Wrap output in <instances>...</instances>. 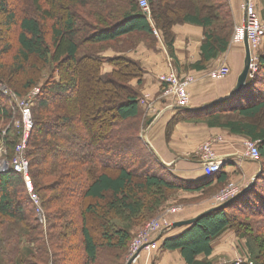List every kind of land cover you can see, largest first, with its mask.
<instances>
[{"label":"trees","instance_id":"16d2710c","mask_svg":"<svg viewBox=\"0 0 264 264\" xmlns=\"http://www.w3.org/2000/svg\"><path fill=\"white\" fill-rule=\"evenodd\" d=\"M6 1L0 0V25L13 30L14 41L0 51L10 54L9 62L0 59V82L18 98L42 82L25 156L45 223L23 176L11 167L0 172V264H126L134 230L174 199L185 207L227 184L223 167L212 179L184 181L145 145L139 89L145 70L128 53L141 43L153 50L156 29L173 57V28L190 24L203 30L193 68H204L230 45L229 1L148 0L152 23L138 0H14L12 8ZM255 55L257 71L238 94L205 109L175 107L178 116L168 125V134L183 120L254 142L259 156L251 162L261 165L249 190L176 228L183 229L176 237H167L171 228L156 239L154 250L179 251L185 264H218L212 246L225 232L246 239L241 264H264V230L239 219L264 215V38ZM161 89L159 83V95ZM17 120V105L0 92V146L9 164L23 136Z\"/></svg>","mask_w":264,"mask_h":264},{"label":"crops","instance_id":"0c3cea01","mask_svg":"<svg viewBox=\"0 0 264 264\" xmlns=\"http://www.w3.org/2000/svg\"><path fill=\"white\" fill-rule=\"evenodd\" d=\"M228 1L235 25H237L243 18V12L240 8L241 0ZM254 5L257 15L264 19V0H254ZM148 20L151 22L150 18ZM173 34V57H170L159 34L155 36L158 41L153 50L146 48L141 43L134 51L128 53L130 57L140 61L144 67L145 74L139 86L141 99L147 97L148 104L154 110V113L150 114L145 106L140 105L146 108L148 117L144 128L141 129V137L145 140L148 138L158 154L156 157L167 170L178 178L189 182L204 177L199 161V148L205 142L216 140L217 142L213 144V150L217 156L223 157L225 160L222 172L225 174L226 183L246 184L261 171L260 164H255L241 157L245 151V143L249 140L228 135L220 129L209 128L203 123L183 120L175 123L168 134L169 123L178 115L175 107H168L169 102L160 98L158 82V76L168 72L170 67L174 68L180 77L194 76L196 81L188 89L190 95L188 108L190 110L205 109L214 102L227 99L233 93L237 78L243 69L244 45L230 44L226 52L208 62L204 68L194 69L193 65L200 61V46L203 40L202 28L190 24L177 25L173 28ZM262 42L263 39L260 45ZM221 64L228 66L229 75L218 81L210 79L207 76L208 73ZM164 101L167 103L164 104ZM215 206L212 197H210L183 207L180 213L172 215L170 218L174 222L189 220ZM182 231V228L172 230L167 233V237L174 238ZM229 233L225 232L214 242L212 257H220V254L227 251V247L223 243H232L234 240ZM163 241V238L160 239L159 245ZM197 259L201 261L204 256H199ZM133 264H185V262L179 251L159 248L158 250H142Z\"/></svg>","mask_w":264,"mask_h":264},{"label":"built area","instance_id":"2783aa9c","mask_svg":"<svg viewBox=\"0 0 264 264\" xmlns=\"http://www.w3.org/2000/svg\"><path fill=\"white\" fill-rule=\"evenodd\" d=\"M138 5L141 11L149 19L150 7L148 0H138ZM240 8L243 12V18L239 24L235 25L230 44H243L244 38H247L251 50L249 73L251 74V76H253L257 71V56L255 55L254 50L259 47L261 40L264 38V22L260 21L257 15L254 0H241ZM153 34L155 36H158V32L156 29H153ZM229 73L230 70L228 66L225 64H221L215 69H212L207 76L212 80L218 81L226 78ZM158 81L160 83V86H162L160 98L169 101L168 107L188 108L190 106V95L188 89L190 85H192L196 81V78L194 76L187 75L184 77H180L178 76L174 68L170 67L168 72L158 76ZM38 93L39 89L36 88L31 92V95L35 97L38 95ZM14 99L17 107L20 110V121L23 136L20 143L16 147V156L8 166L11 167L16 173H19L23 176L25 186L29 194L31 195L32 201L34 202L36 207L39 208V198L33 193V185L28 173L29 165L25 156L27 139L32 129L31 100L29 98ZM147 101V97L142 98L140 100V105L145 106L147 110H149L150 114H153L154 110L151 109V106ZM216 142V140L205 142L199 148V161L203 176L206 179L214 178L225 163L224 158L217 156L213 150V144ZM3 155H5V150L2 146H0V156ZM258 156L259 154L256 143L247 141L245 143V151L241 155V157L246 160L257 161ZM0 167H2V169H5V161H2ZM7 170L8 169H6V171ZM252 181H254V179L246 184L228 182L226 186H224L218 192L216 197H214L215 205L218 206L224 204L234 199L242 191L249 190L251 185L253 184ZM181 211L182 207L167 209L159 217L148 222L130 242L128 250V260L139 251L141 252L142 250L154 249L156 245V239L172 228L174 221L170 219V216L177 215ZM38 212L40 214L39 209ZM241 263L242 261L240 260L235 261V264Z\"/></svg>","mask_w":264,"mask_h":264},{"label":"rangeland","instance_id":"374dc122","mask_svg":"<svg viewBox=\"0 0 264 264\" xmlns=\"http://www.w3.org/2000/svg\"><path fill=\"white\" fill-rule=\"evenodd\" d=\"M14 0H7L6 1V3H7V7H9V8H12V5H13V2ZM256 9V8H255ZM259 16V18L261 19V17H260V15H258ZM2 19V15L0 14V20ZM262 20V22H264V19H261ZM0 32L2 33V35L0 36V51H1V49H2V47H4L5 46V44H7L9 41H11V42H13L14 41V37H13V30H8V31H6L1 25H0ZM257 50V49H256ZM256 50H254V51H256ZM0 59H2V61H4V62H9L10 61V54H3V55H1L0 56ZM105 65V67H107V63H105L104 64ZM71 67V66H70ZM106 69H104V71H105ZM13 79H18V76L17 77H14ZM41 85H42V82L38 85V86H36V87H34L28 94H26L25 96H23V98H29L30 100H31V108H32V106H33V100H34V98L36 97H34V96H32L31 95V92L34 90V89H36V88H38L39 89V92H40V87H41ZM0 92L3 94V95H5L6 97H9L10 98V100L12 101V102H14L15 104H16V102H15V99L14 98H17V99H19L16 95H14V93L12 92V91H10L3 83H1L0 82ZM21 99V98H20ZM168 101V100H167ZM169 102V101H168ZM17 105V104H16ZM19 109V108H18ZM20 111V110H19ZM31 118H32V111H31ZM20 120H21V117H20ZM15 121L14 122V128L17 130V129H21L22 130V126H21V121ZM32 126H33V121H32ZM143 139V138H142ZM143 142L145 143V145H147L148 147H149V149L154 153V155L155 156H158V154L156 153V151H155V149L152 147V145L150 144V142H149V140H148V138H146V140L145 139H143ZM247 142V141H246ZM5 150V149H4ZM5 155H6V150H5ZM5 155H3V156H0V164H2V161H5V169L3 168L2 169V167H0V172H5L6 171V169H8L9 168V163L7 162V160H6V158H5ZM16 156V152H15V155H14V157ZM14 159V158H13ZM13 161V160H12ZM6 163H7V165H6ZM4 170V171H3ZM30 177V176H29ZM31 179V178H30ZM252 180V179H251ZM251 180H249L248 181V183L251 181ZM32 181V180H31ZM254 181H252V183H253ZM262 185H264V184H262ZM222 188H220V189H217L216 190V192L214 193V195L212 196V201L214 202V197H216V195L218 194V192L221 190ZM260 190H263V188H261ZM39 198V197H38ZM175 200H177V199H174V200H172V202H170L169 204H170V206L169 207H167L162 213H160V214H158L157 216H155L153 219H156L157 217H159L161 214H163L167 209H171V208H174V207H184L183 206V204L182 203H179V202H177V201H175ZM39 203H40V199H39ZM215 204V203H214ZM40 205V204H39ZM39 211H40V214H39V212H38V214H37V219H38V221L39 222H41V223H45V216H44V213H43V211L40 209V207H39ZM235 214H236V212H234ZM233 214V213H232ZM231 214V215H232ZM261 217H247L246 215L245 216H239V219H240V221H241V223H243V226L244 227H247V223H248V221L250 220V224L254 227V229H258V232L259 231H261V230H264V224H263V220L261 219V218H263L264 217V215H260ZM153 219H151V220H153ZM171 219V218H170ZM150 220V221H151ZM149 221V222H150ZM148 223V222H147ZM146 223V224H147ZM145 224V225H146ZM144 225V226H145ZM255 225V226H254ZM143 226V227H144ZM142 227V228H143ZM142 228H139V229H136V230H134L133 231V234H132V238H131V241H132V239L136 236V234L142 229ZM230 235H232L231 236V238H233L234 240H233V242L232 243H223L226 247H227V251L225 252V253H222V254H220V257L219 256H217L215 259H214V261L216 262V263H218V264H225V263H229L230 261H237V260H240V261H243L244 260V257L246 256L247 257V254H249V251H248V249H247V247H246V239H242V238H240V237H238V236H236L235 235V233L234 232H230L229 233ZM228 237H230V236H228ZM261 239L263 240V237L261 236ZM238 240V241H237ZM237 241V242H236ZM251 243V242H250ZM129 250V249H128ZM219 257V258H218ZM127 260H128V253H127V255H126V259H125V261L127 262ZM125 262V263H126Z\"/></svg>","mask_w":264,"mask_h":264},{"label":"water","instance_id":"95a60500","mask_svg":"<svg viewBox=\"0 0 264 264\" xmlns=\"http://www.w3.org/2000/svg\"><path fill=\"white\" fill-rule=\"evenodd\" d=\"M243 45H244V49H245L243 69H242L241 73L239 74V76L237 78L236 86L233 89L234 94H238L243 89V87L245 86L248 77H251V74L249 73V66H250V61H251V50H250V46H249V43H248V40L246 37L244 38ZM6 165H7V163H6ZM229 202H226V203H224V204H222V205H220L214 209L203 212L200 215H198L192 219L174 222L172 225V228L176 229V228H180L183 226L192 225V224L196 223L197 221H199L204 216H206L207 214H209L211 211L219 210L220 208H222L223 206H225ZM139 253H140V251L137 254H135L134 256H132L129 260H127L126 264H133V262L138 257Z\"/></svg>","mask_w":264,"mask_h":264}]
</instances>
